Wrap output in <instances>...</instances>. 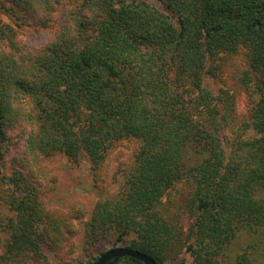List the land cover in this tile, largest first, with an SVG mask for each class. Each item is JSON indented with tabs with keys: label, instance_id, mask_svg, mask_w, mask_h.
<instances>
[{
	"label": "trees",
	"instance_id": "obj_1",
	"mask_svg": "<svg viewBox=\"0 0 264 264\" xmlns=\"http://www.w3.org/2000/svg\"><path fill=\"white\" fill-rule=\"evenodd\" d=\"M1 1L39 23L64 8L54 38L33 51L0 19V199L14 214L2 260L38 257L49 220L51 245L64 244L63 222L42 207V159L97 163L134 139L135 166L96 205L87 247L111 239L157 264L184 247L195 264H220L244 234L237 264H253L264 253V0H157L165 12L137 0ZM236 55L254 97L240 124L232 96L211 88ZM182 183L186 233L163 210Z\"/></svg>",
	"mask_w": 264,
	"mask_h": 264
},
{
	"label": "rangeland",
	"instance_id": "obj_2",
	"mask_svg": "<svg viewBox=\"0 0 264 264\" xmlns=\"http://www.w3.org/2000/svg\"><path fill=\"white\" fill-rule=\"evenodd\" d=\"M147 2L165 12L164 4L157 0H137ZM0 0V19L10 25L16 32V41L33 51L51 41L62 20V10L54 12L52 20L39 23L24 19V16ZM8 8V9H7ZM242 56V57H241ZM247 64L243 55L228 58L217 77L211 81V88L217 92L226 91L234 99L232 124L246 120L253 104V95L243 83ZM245 71V72H244ZM242 72L243 75H242ZM140 143L126 139L116 143L97 163L86 158L71 161L62 154H56L41 160L37 177L42 183V207L49 217L59 218L63 222L62 232L65 241L60 247L51 245L55 224L47 221L45 239L38 257L21 260L19 264H91L104 252L123 247L114 245L111 239L102 241L93 248L86 245V225L99 202L118 195L124 186L126 176L135 166V157ZM164 204L167 219H176L184 226V233L191 223L186 211L190 187L179 184ZM14 219L12 210L0 199V264H10L2 260L8 233L6 227ZM55 241V240H54ZM251 239L242 234L227 249L220 264H237ZM186 248H174L163 264H195ZM259 251V252H258ZM256 251L253 264H264V253Z\"/></svg>",
	"mask_w": 264,
	"mask_h": 264
},
{
	"label": "water",
	"instance_id": "obj_3",
	"mask_svg": "<svg viewBox=\"0 0 264 264\" xmlns=\"http://www.w3.org/2000/svg\"><path fill=\"white\" fill-rule=\"evenodd\" d=\"M119 258H132L142 264H157L153 258L126 247H115L104 252L94 264H108L110 261Z\"/></svg>",
	"mask_w": 264,
	"mask_h": 264
}]
</instances>
